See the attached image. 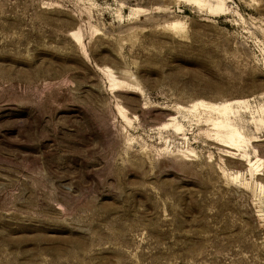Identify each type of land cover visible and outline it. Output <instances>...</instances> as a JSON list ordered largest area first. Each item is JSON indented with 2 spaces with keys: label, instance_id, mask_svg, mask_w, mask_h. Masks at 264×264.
I'll list each match as a JSON object with an SVG mask.
<instances>
[{
  "label": "rangeland",
  "instance_id": "374dc122",
  "mask_svg": "<svg viewBox=\"0 0 264 264\" xmlns=\"http://www.w3.org/2000/svg\"><path fill=\"white\" fill-rule=\"evenodd\" d=\"M203 1L0 0V264H264V0Z\"/></svg>",
  "mask_w": 264,
  "mask_h": 264
},
{
  "label": "bare ground",
  "instance_id": "6f19581e",
  "mask_svg": "<svg viewBox=\"0 0 264 264\" xmlns=\"http://www.w3.org/2000/svg\"><path fill=\"white\" fill-rule=\"evenodd\" d=\"M195 1L198 2L199 5L201 1L204 4L203 0H195ZM209 2L211 4L212 9L222 10L225 1L209 0ZM111 76H113V74ZM112 82L114 83V85L116 84L117 86L126 83L125 80H116V79L115 80L112 79ZM240 103H242L241 100H233L221 104H214V103L211 104L203 100L199 102V105H201L200 108L203 107L205 112L209 114V118L207 120L209 121L210 125L212 126V129L215 132V139L217 140V142L223 146L235 150L234 152L237 154L239 151H242L241 148L245 142L244 133L237 125L233 123V120L237 115L236 112L233 110V106L238 105ZM196 109H197V104L187 108L186 110L187 112L192 113L195 112Z\"/></svg>",
  "mask_w": 264,
  "mask_h": 264
}]
</instances>
